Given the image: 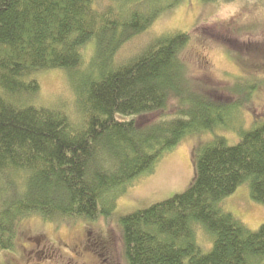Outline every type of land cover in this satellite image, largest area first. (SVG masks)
Returning <instances> with one entry per match:
<instances>
[{"label":"trees","instance_id":"trees-1","mask_svg":"<svg viewBox=\"0 0 264 264\" xmlns=\"http://www.w3.org/2000/svg\"><path fill=\"white\" fill-rule=\"evenodd\" d=\"M111 1L99 11L96 0H0V250L14 249L27 217L112 215L118 195L186 137L230 129L226 111L244 105L192 91L180 57L189 32L154 37L118 64L119 50L182 0ZM49 71L66 73L71 104L35 100ZM237 135L196 146L184 192L120 218L128 264H264V223L252 230L223 206L243 185L264 203V121Z\"/></svg>","mask_w":264,"mask_h":264},{"label":"rangeland","instance_id":"rangeland-1","mask_svg":"<svg viewBox=\"0 0 264 264\" xmlns=\"http://www.w3.org/2000/svg\"><path fill=\"white\" fill-rule=\"evenodd\" d=\"M96 1L99 11L116 6L111 0ZM175 31L191 35L180 57L187 66L192 91L226 103L244 104L226 111L230 129L186 137L157 163L153 173L142 175L118 195L110 216L99 215L95 220L77 217L52 223L27 217L19 223L14 249L0 250V264H128L120 218L188 189L194 177L193 151L199 143L219 134L230 144L237 143L239 130L251 129L256 122L264 121V6L248 0L233 4L182 0L164 11L151 29L126 43L117 54V63L134 58L152 38ZM84 53L89 61L92 45ZM39 78L41 90L36 101L72 103L73 93L66 73L49 71ZM252 83H258L257 88L247 96ZM223 206L252 230L264 223V203L251 197L247 185L225 199ZM202 234L200 241L208 251L212 242Z\"/></svg>","mask_w":264,"mask_h":264},{"label":"flooded vegetation","instance_id":"flooded-vegetation-1","mask_svg":"<svg viewBox=\"0 0 264 264\" xmlns=\"http://www.w3.org/2000/svg\"><path fill=\"white\" fill-rule=\"evenodd\" d=\"M96 242H97V239H96ZM98 243V242H97ZM104 243V242H103ZM99 244V243H98ZM103 245V244H102Z\"/></svg>","mask_w":264,"mask_h":264}]
</instances>
